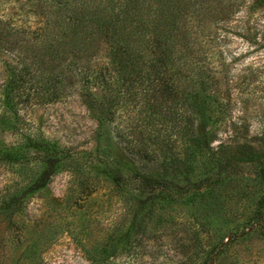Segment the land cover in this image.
<instances>
[{
    "label": "rangeland",
    "instance_id": "374dc122",
    "mask_svg": "<svg viewBox=\"0 0 264 264\" xmlns=\"http://www.w3.org/2000/svg\"><path fill=\"white\" fill-rule=\"evenodd\" d=\"M254 1L229 0L226 15L194 45L192 60L203 72H184L171 86L180 95L201 92L213 110L208 150L187 149L166 127L161 140L181 162L176 181H218L179 202H157L140 246L129 248L125 232L140 207L137 185L123 174L116 187L102 163L83 162L99 155L117 159L127 142L143 136L145 111L134 102L135 107L122 108L117 98L124 91L127 104L132 88L117 85L111 100L109 91L92 87L96 98L110 102L111 139L96 136V121L78 86L48 104L32 100L19 112L24 132L68 150L82 165L77 171L59 168L41 191L23 198L9 219L0 218V264H264L262 232L246 229L264 196V165L235 164L218 175L221 162L240 157L242 144L264 152V7ZM0 20L30 31L42 23L33 0H0ZM12 64L11 56L0 50V86ZM217 102L223 111L217 110ZM2 142L18 145L20 139L0 130ZM29 166L35 167V161ZM18 169L0 163V194L8 185L27 182ZM226 236L234 239L227 246Z\"/></svg>",
    "mask_w": 264,
    "mask_h": 264
},
{
    "label": "trees",
    "instance_id": "16d2710c",
    "mask_svg": "<svg viewBox=\"0 0 264 264\" xmlns=\"http://www.w3.org/2000/svg\"><path fill=\"white\" fill-rule=\"evenodd\" d=\"M33 1L42 19L36 30L0 20V50L10 55L13 63L7 67V81L0 86V130L20 139L18 145L1 143L0 163L18 165V171L27 180L24 185L11 184L3 189L0 218L9 219L23 198L41 191L59 168L77 171L82 165L79 159L71 158L68 150L25 133L20 110L32 100L39 104L57 101L78 86L96 121V136L111 139L110 102L96 98L92 87L109 91L108 98L112 100L117 85L119 89L130 86L127 104L122 96L124 91L117 98L123 102L122 108L135 107L131 105L134 102L138 104L137 110L145 111L143 136L134 143L127 142L117 159L88 156L83 163H102L103 173L116 187L124 181L123 174L137 185L135 194L140 207L125 232L129 248H137L146 235V225L157 202H179L218 181L205 178L195 185L178 183L181 162L161 139L168 128L186 142L187 149H209L212 133L208 127L213 110L202 99L201 92L180 95L171 86L184 72H203L200 64L193 63L194 45L226 15L229 0ZM254 3L264 7V0ZM30 82L36 84L29 88H34L29 93L26 86ZM204 86L201 84V88ZM217 103V110L221 111ZM239 155L237 160L221 162L218 175L235 164L264 165V152L249 145L242 144ZM32 160L33 168L29 166ZM246 229L262 232L264 239V196L258 200L254 220ZM225 239V246L234 241L231 236Z\"/></svg>",
    "mask_w": 264,
    "mask_h": 264
}]
</instances>
